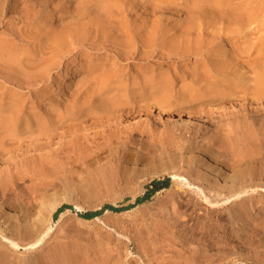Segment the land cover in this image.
I'll return each mask as SVG.
<instances>
[{"label":"rangeland","instance_id":"obj_1","mask_svg":"<svg viewBox=\"0 0 264 264\" xmlns=\"http://www.w3.org/2000/svg\"><path fill=\"white\" fill-rule=\"evenodd\" d=\"M0 60V178L18 179L26 159L31 196L37 187L72 193L64 203L72 210L52 215L37 245L34 225L26 240L12 233L20 246L9 251V264H192L189 248L209 255L220 245V264H264V0H0ZM162 104L201 126L182 131L177 114L158 112ZM101 107L104 116L81 120ZM81 125L89 129V139L78 140L88 158L73 162L78 141L55 149ZM212 140L223 149L207 154ZM198 166L233 175L238 198L201 202L200 188L219 204L230 195L195 180ZM154 179H167L165 187L128 210L78 215L132 206ZM193 225L215 250L204 239L180 247L177 237Z\"/></svg>","mask_w":264,"mask_h":264},{"label":"bare ground","instance_id":"obj_2","mask_svg":"<svg viewBox=\"0 0 264 264\" xmlns=\"http://www.w3.org/2000/svg\"><path fill=\"white\" fill-rule=\"evenodd\" d=\"M247 3V2H246ZM22 5H23V3H22ZM211 6H213V4H210ZM228 6V5H227ZM234 9V8H233ZM239 9H241V8H239ZM235 10V9H234ZM238 10V9H237ZM249 10V9H248ZM12 14V13H11ZM15 14V13H14ZM237 15V14H236ZM6 17H7V15H6ZM9 18V17H8ZM24 20V19H23ZM2 23V22H1ZM28 30V29H27ZM24 32H26V31H24ZM35 32V31H34ZM28 34V33H27ZM29 34H31V33H29ZM31 36H33L32 34H31ZM23 39H24V37H23ZM28 41H29V39H27ZM17 43V42H16ZM52 44V43H51ZM6 46V45H5ZM2 47V46H1ZM248 47V46H247ZM252 49V48H251ZM257 50V49H256ZM226 53L228 54L229 53V50H226ZM257 54H258V52H256ZM16 54V53H15ZM14 54V55H15ZM256 54V55H257ZM12 55V54H11ZM10 55V56H11ZM4 56V55H3ZM9 57V56H8ZM259 57V56H258ZM261 57H263V54L262 55H260V58ZM3 58H1V60H2ZM10 59H12V58H10ZM42 59V58H41ZM0 60V61H1ZM4 60H6V59H4ZM3 60V61H4ZM14 60V59H13ZM8 61V60H7ZM7 61H5L6 63H7ZM11 61V60H10ZM15 61V60H14ZM5 62L3 63V65H5ZM9 62V61H8ZM23 62H25V61H23ZM12 63V62H11ZM16 63V62H15ZM26 63V62H25ZM27 64V63H26ZM11 65V64H10ZM10 65L7 63V67L8 68H10ZM24 65V64H23ZM32 65V64H31ZM12 66V65H11ZM13 66H15L14 64H13ZM25 66V65H24ZM36 66V65H35ZM16 67V66H15ZM13 68V67H12ZM18 68V67H17ZM25 68H26V66H25ZM35 68V67H34ZM37 68V67H36ZM24 69V68H23ZM19 70V69H18ZM21 70V69H20ZM25 71V70H24ZM263 86H264V84H263ZM96 92V91H95ZM99 95V94H98ZM101 95V94H100ZM98 97V96H97ZM103 97V96H102ZM153 98V97H152ZM259 99H260V101L261 100H263L264 99V97L263 96H261V97H258ZM117 100H119V99H117ZM121 100V99H120ZM105 101V100H104ZM104 101H103V103H104ZM110 101V100H109ZM113 101V100H112ZM92 102V101H91ZM107 102V101H106ZM119 102V101H118ZM123 102V101H122ZM140 102V101H139ZM116 103V101L113 103V104H115ZM120 104H122V103H120ZM119 105V104H118ZM162 106H163V108H160V107H158L157 109H158V112H160V113H166V114H168V115H171V114H177L178 115V117H179V120H178V122L180 123V125H181V128L182 127H184V128H195V126H201L200 125V121H199V119H197V118H194V117H191V116H187V117H182L181 116V114L182 113H180V112H176L175 111V107H172V108H169V109H164V107L165 106H167V105H163L162 104ZM105 107H101V108H98V109H96V108H90L87 112H85L84 113V115L83 116H81V120L82 119H86V118H88V117H91L92 115L94 116H96V118H97V116H100V117H102V116H104L106 113H107V110L106 109H104ZM93 109H95V110H93ZM122 110V109H121ZM120 110V111H121ZM126 111V110H125ZM140 111V110H139ZM138 111V112H139ZM208 113H210V112H208ZM11 114V113H10ZM134 114V113H133ZM176 115V116H177ZM185 115H187V114H185ZM190 115V114H189ZM200 115V114H199ZM264 115V114H263ZM132 117V116H131ZM201 117H203V116H201ZM206 118H207V121L209 120V121H211L212 120V118H211V116H209V115H207V116H205ZM92 118H94V117H92ZM91 118V119H92ZM95 118V119H96ZM6 119V118H5ZM104 119V118H103ZM126 119V118H125ZM3 120H4V118H3ZM90 120V119H89ZM120 120V119H119ZM80 121V120H79ZM84 121V120H83ZM86 121V120H85ZM96 121V120H95ZM106 121V120H105ZM112 121V120H111ZM118 121V120H117ZM116 121V122H117ZM2 122H4V121H2ZM76 122L77 121H71V125H74V124H76ZM7 123V122H6ZM73 123V124H72ZM78 123V122H77ZM84 123V122H83ZM99 123V122H98ZM105 123H110V122H105ZM104 123V124H105ZM206 123V122H205ZM100 124V123H99ZM7 124H5V126H6ZM70 125V124H69ZM70 125V126H71ZM3 126H4V124H3ZM8 126V125H7ZM70 126H69V128H70ZM175 126V125H174ZM176 126H177V124H176ZM232 126V125H231ZM264 126V125H263ZM64 127H66V126H64ZM72 127V126H71ZM97 127V126H96ZM93 128V127H92ZM181 128H179V129H181ZM90 129H91V127H90ZM264 128H262V132L264 131L263 130ZM114 130V129H113ZM178 130V129H177ZM184 130H187V129H184ZM183 130V128H182V131H184ZM71 131V130H70ZM106 131V130H105ZM89 132V129L87 128V127H84V126H82L81 125V127H80V129H78L77 131H71V132H67V133H65V136H66V138L68 139L67 140V142L66 143H63V144H61V145H58L57 146V148L55 149V152L56 153H59V152H62L63 150H64V148H65V146L67 145V146H72V147H74L75 146V143L80 139L81 140V138L82 139H85V140H87V139H89L88 138V135L89 134H87ZM194 132V131H193ZM221 132V131H220ZM262 132H261V134H262ZM94 134H93V137H94V139L96 138L95 136L96 135H99L100 134V131H94L93 132ZM104 133V132H103ZM182 134V133H181ZM37 135V134H36ZM133 135V134H132ZM136 135H137V133H136ZM134 136V137H137L138 138V136ZM240 135V134H239ZM3 136V138L4 137H6L7 138V136H4V134L2 135ZM24 136V135H23ZM113 136H114V134H113ZM228 136V135H227ZM109 137H112V135L111 136H109ZM108 137V138H109ZM115 137V136H114ZM114 137H112V138H114ZM131 137V136H130ZM142 137V136H141ZM222 136H220V138H221ZM104 138H106V137H104ZM111 138V139H112ZM220 138L218 139L219 141H222L223 142V139L221 138V140H220ZM260 138V137H259ZM2 139V138H1ZM8 139H10V138H8ZM103 139V138H102ZM101 139V140H102ZM115 139V138H114ZM132 139V138H131ZM142 139V138H141ZM3 140V139H2ZM60 140V139H59ZM116 140V139H115ZM126 141H128V140H126ZM146 141V140H145ZM155 141V140H154ZM217 141V140H216ZM216 141H214V140H212L211 141V145L209 146V148H208V150H207V154H211V152H213V147L214 146H216L217 147V149L216 150H218V149H223V147H222V144L223 143H221V142H216ZM2 142V141H1ZM9 142V141H8ZM12 142V141H11ZM14 142L15 141H13V143H11V144H14ZM79 142L80 141H78V144H79ZM99 142V141H98ZM101 142H103V141H101ZM114 142V141H113ZM113 142H110V144L112 143L113 144ZM130 142V141H129ZM131 142H132V140H131ZM147 142V141H146ZM232 142V141H231ZM240 142V141H239ZM253 142H254V140H253ZM94 143V142H93ZM104 143V142H103ZM135 143V142H134ZM148 143V142H147ZM216 143H219V144H216ZM257 143V140H256V142H255V144ZM11 144H9L10 146H11ZM56 144V143H55ZM85 144V143H84ZM84 144H82V142L77 146V154H79V155H77L76 156V158H75V160H73V162L74 161H76V162H81V161H83L85 158H88V153L86 152V151H84L83 150V148L86 150V145L85 146H83ZM96 144V143H95ZM225 144V143H224ZM232 144V143H231ZM254 144V145H255ZM1 145L2 144H0V147H1ZM4 145H5V143H4ZM136 145V144H135ZM227 144H225L224 146H226ZM253 145V149H254V147H258L259 145L257 144V146H254ZM229 146V144L227 145V148L228 149H230V147H228ZM86 147V148H85ZM93 147H95V150H97V151H101V147H103V146H99V145H97L96 144V146H93ZM149 147V146H148ZM151 147V146H150ZM149 147V148H150ZM237 147V146H236ZM236 147L234 148L235 150H236ZM250 147V146H249ZM252 147V146H251ZM259 148V147H258ZM258 148H257V150H258ZM140 149L142 150V149H144L143 151H145V149L146 148H141L140 147ZM139 149V150H140ZM214 149V150H215ZM225 149V148H224ZM1 150V149H0ZM66 150V149H65ZM88 150V149H87ZM119 150V149H118ZM147 150V149H146ZM216 150H215V152H216ZM235 150H234V152H235ZM250 150V153H251V150H252V148L251 149H249ZM254 150H256V149H254ZM68 151V150H67ZM88 151H90V150H88ZM232 151V150H231ZM5 152V151H4ZM65 152V151H64ZM71 152H72V150H71ZM70 152V150H69V152L67 153V154H69V153H71ZM112 152V151H111ZM141 152V151H140ZM148 152V151H147ZM237 152V151H236ZM236 152H235V154H236ZM246 153H245V155L247 156L248 154H247V150L245 151ZM144 153V152H143ZM217 153V152H216ZM221 153V152H220ZM219 153V154H220ZM249 153V152H248ZM255 153V152H254ZM259 153V152H258ZM66 154V153H65ZM231 154V153H230ZM58 155V154H57ZM76 155V154H75ZM98 155V154H97ZM101 155V154H100ZM217 155V154H216ZM228 155H229V153H228ZM228 155H226V156H228ZM239 155H241L240 153H239ZM238 155V153H237V156H239ZM257 155V154H256ZM67 156V155H66ZM99 156V155H98ZM235 156V155H234ZM75 157V156H74ZM186 157H189V156H186ZM192 157V156H191ZM198 157V156H197ZM236 157V156H235ZM249 157H251L250 155H249ZM71 158V157H70ZM206 158L208 159V161H210L211 163H212V165L214 164V165H221V164H218V162L215 160V158H212V157H210V155H207L206 156ZM218 158H220V157H218ZM237 158V157H236ZM248 158V157H247ZM73 159V158H72ZM71 159V160H72ZM202 159V158H201ZM229 159V158H228ZM231 159H233L234 160V158H231ZM238 159V158H237ZM241 159V158H240ZM249 159V158H248ZM247 159V160H248ZM59 160L61 161V158H59ZM58 160V161H59ZM70 160V161H71ZM230 160V159H229ZM229 160H228V162H229ZM242 160V159H241ZM51 161V160H50ZM55 161H57V159L55 160ZM224 161V160H223ZM258 161V160H257ZM48 162V161H47ZM198 162V161H197ZM200 162V161H199ZM199 162H198V164H199ZM227 162V163H228ZM230 162H232V160L230 161ZM236 162V161H235ZM241 162V161H240ZM253 162V161H252ZM261 162V161H260ZM29 162L25 159V161H24V163L21 165V167H20V169H19V177H18V179H13V177H10V176H5L4 178H0V264H9L10 263V250H12V249H14V248H16L17 249V247H18V245L19 244H17V243H15L13 240H12V233L13 232H16L17 233V237H18V240H20V241H23V240H26V239H28L29 237H31L33 234H32V232L30 231V227H31V225L33 226L34 225V227H35V231L36 232H38V236H39V238L35 241V243L34 244H38L40 241H41V239L45 236V234L46 233H44V232H42V230H43V228H44V226H45V224H46V222H48L50 219H51V216L55 213V211L62 205V204H64V203H67V202H69V200H70V198H71V194H70V198L67 196V195H65L64 193H63V190L61 191V190H56V189H53L51 192H48V188H47V190H46V188H44L43 189V187H40V188H36V190H34L33 191V195L31 196L29 193H27V190L25 189L26 188V183H27V180H28V170H27V168L29 167V164H28ZM184 163H186L187 164V167L188 166H191L193 163H194V160L192 159V158H187L186 160H185V162ZM204 163H206V162H204ZM220 163V162H219ZM221 163H223V162H221ZM224 163H226V162H224ZM238 163V162H237ZM248 163V162H247ZM197 164V163H196ZM195 164V166L197 167V165ZM209 164V163H208ZM48 165H50L49 163H48ZM185 165V164H184ZM35 166V165H34ZM52 166V165H51ZM70 166H73V163H72V165L70 164ZM69 166V167H70ZM78 166H80L79 164H78ZM194 166V167H195ZM209 166H211V165H209ZM45 167V166H44ZM46 167H47V165H46ZM74 167V166H73ZM199 167V166H198ZM222 167H223V165H222ZM48 168H49V166H48ZM200 169H202V171H199V173L198 172H196V177H195V180H200V181H203V182H205L206 183V185L208 186L207 187V190L209 191V190H212L214 193L213 194H215L216 196H220L221 194H223V193H227V194H229L230 196L229 197H226V198H224V200L223 201H221V203L219 204V202L220 201H211L210 200V198H209V196H207L206 195V193L204 192V190L203 189H199V188H197V189H199V196H200V201L201 202H207L208 203V205L209 206H211V207H217V206H221V205H225V204H227V203H229V202H232V201H234V200H236L237 198H238V195H239V193L238 192H235V188H236V185L234 184V180H237L233 175H227V177H225V176H222L221 174H219L218 172L217 173H215L214 171V173H215V175H213L214 173L210 170V168H208L207 166H202V167H199ZM46 169V168H45ZM71 169V168H70ZM120 169V168H119ZM217 169H219L218 167H217ZM74 170V169H73ZM48 171H49V169H48ZM47 171V172H48ZM52 171V170H51ZM121 171H122V169H121ZM120 171V172H121ZM162 171H164V170H162ZM259 171V170H258ZM43 172V171H42ZM59 172V171H58ZM69 172V171H68ZM119 172V171H118ZM161 172V171H160ZM30 173V172H29ZM41 173V172H40ZM44 173H45V171H44ZM122 173V172H121ZM187 173H188V175L189 176H191V170H188L187 171ZM223 173V172H222ZM227 173H229V172H227ZM231 173H233V172H231ZM150 174V173H149ZM58 175V174H57ZM224 175V174H223ZM120 176V175H119ZM211 177H214L215 179H216V181L214 180V181H211L210 180V178ZM238 177V176H237ZM17 178V177H16ZM83 178V177H82ZM242 178V177H241ZM30 179V178H29ZM240 180V179H239ZM248 180V179H247ZM16 181H21V184H18V182L16 183ZM219 181L220 182H222V184L221 183H219ZM251 181V180H250ZM32 182H34V181H32ZM48 182V181H47ZM238 182V181H237ZM29 183H31V182H29ZM41 183V182H40ZM39 183V184H40ZM50 183V182H49ZM78 183V182H77ZM242 183V182H241ZM240 183V184H241ZM48 184V183H47ZM238 184V183H237ZM32 185V184H31ZM34 185V184H33ZM81 185V184H80ZM85 185V184H84ZM36 186V185H35ZM56 186V185H55ZM55 186H53L52 188H54ZM28 187H31V186H28ZM48 187H49V185H48ZM68 187V186H67ZM34 188V187H33ZM61 188V187H60ZM62 189V188H61ZM65 189V188H64ZM76 189L77 188H75V191H76ZM244 191V190H243ZM73 192V191H72ZM210 192V191H209ZM235 192V193H234ZM238 193V194H237ZM180 194V193H179ZM74 195V194H73ZM77 195V194H76ZM214 196V195H213ZM181 197V196H180ZM73 199H75L74 198V196H73V198H72V201H73ZM175 199V198H174ZM179 199V198H178ZM185 200V199H184ZM180 201H182V203H183V200H180ZM185 202H186V204H184V205H190V207L191 206H193V208L197 205V204H199L198 202H193L191 199H187V200H185ZM184 202V203H185ZM14 203H16L20 208H21V210L22 211H18V209H17V211L16 210H14V209H12L13 207H12V205L14 204ZM181 203V204H182ZM180 203H178V205H179ZM14 206V205H13ZM181 207H183V205L181 206ZM240 206H238V208H239ZM15 208H17V207H15ZM33 208V210H34V216L31 218V216L29 215V211L31 210ZM196 208V207H195ZM195 210V209H194ZM193 210V211H194ZM241 211V210H240ZM177 218V217H176ZM175 218V220L173 219V224H172V228H174L175 230H177V231H180V228L182 227H184V224H183V222L181 221V220H179V219H176ZM178 218H179V216H178ZM197 221V220H196ZM185 222H187V221H185ZM201 224V223H200ZM184 231V233L183 234H179V236L177 237V240H178V243L181 245L180 247H185L187 244H188V242H189V240H191V239H193L192 241H198L199 243L201 242L202 243V239H204V242L205 241H207L208 242V244H207V242H206V247L208 246H211V244H212V240L210 241L209 240V238L208 237H210V236H208V235H202V233H204V232H202L201 233V231H200V233H201V235H200V237H199V232H198V230H199V228H197L195 225H193L190 229L189 228H184L183 229ZM256 230V229H255ZM253 231V230H252ZM190 232V233H189ZM178 233V232H177ZM252 233V232H251ZM255 233V232H254ZM211 234V233H210ZM11 235V236H10ZM16 235V234H15ZM197 235H198V237L199 238H197ZM205 236H208L207 237V239H206V237ZM213 236V235H212ZM226 236H228V237H230V235H226ZM235 236V235H234ZM195 237L197 238V239H195ZM222 238V237H221ZM226 238L227 237H225V240H226ZM223 239H224V236H223ZM32 240V239H31ZM210 241V243H209V241ZM217 240V239H216ZM239 240V239H238ZM33 241V242H34ZM194 241V242H195ZM227 241V240H226ZM231 241V240H230ZM214 242V241H213ZM229 242V241H228ZM34 244H32V245H34ZM215 244V243H214ZM214 244H212L213 246H215ZM241 244H242V242H241ZM178 245V244H177ZM216 245H217V243H216ZM20 246V245H19ZM30 246V245H29ZM179 246V245H178ZM221 246V245H220ZM220 246H218L217 247V250H215L212 246V249H214L216 252H213V253H210L209 255L208 254H206V253H204L200 248H189V251L188 252H191L192 253V255L188 258L189 259V261L192 263V264H220V261L222 262L223 260L222 259H224V254L225 253H222L223 252V250H222V252L220 251V249H219V251H218V248L220 247ZM202 247V246H201ZM209 249V248H208ZM223 249H225V248H223ZM230 249V248H229ZM187 250V249H186ZM207 250V249H206ZM205 250V251H206ZM213 250V251H214ZM248 250V249H247ZM210 251H211V248H210ZM190 254V253H189ZM227 255V254H226ZM216 256V257H215ZM226 258V257H225ZM253 258V257H252ZM188 259H185V260H183L185 263H188ZM255 259V258H254ZM225 260V259H224ZM244 260V259H243ZM228 261V260H227ZM261 261H262V259H261ZM178 263V262H177ZM182 263V262H181ZM181 263H179V264H181ZM190 264V263H189ZM222 264V263H221ZM224 264V263H223Z\"/></svg>","mask_w":264,"mask_h":264},{"label":"trees","instance_id":"obj_3","mask_svg":"<svg viewBox=\"0 0 264 264\" xmlns=\"http://www.w3.org/2000/svg\"><path fill=\"white\" fill-rule=\"evenodd\" d=\"M166 181H167V179L162 180V181L157 180V179L152 180L150 182V184L148 185L146 192L141 197H138L135 200V202H134V204L132 206H128V207H114V206H111V205H105L99 210L87 211V212L80 213L78 215H79V217H81L83 219L89 220L91 218H94L95 216L100 215L101 213H103L106 210H109V211H112V212H121V211L128 210V209L134 207L135 205H138V204L142 203L143 201L149 199L155 192H157L161 188L165 187V186H162V185H163V183H166ZM65 210H72V207L70 205H66V204L60 206L55 211V213L53 214V218L56 219L58 214L62 213Z\"/></svg>","mask_w":264,"mask_h":264}]
</instances>
